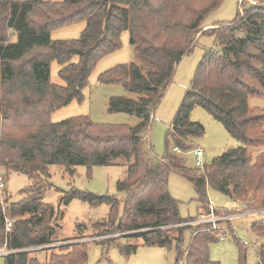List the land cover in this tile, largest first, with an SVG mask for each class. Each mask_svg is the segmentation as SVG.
Segmentation results:
<instances>
[{"label": "trees", "instance_id": "trees-1", "mask_svg": "<svg viewBox=\"0 0 264 264\" xmlns=\"http://www.w3.org/2000/svg\"><path fill=\"white\" fill-rule=\"evenodd\" d=\"M224 1L0 0V166L6 169L7 177L18 173L31 181L22 192L26 195L22 200L9 206L5 194V210L0 203V244L14 251L5 256L6 264L87 263L88 244L83 243L60 248L64 254L53 253L46 263L29 257L28 249L59 240L60 227L51 223L55 208L41 200L45 190L40 180L50 176V166H63L70 174L79 166L89 170L126 167L125 177L116 185L118 192L126 194L122 214L117 197L77 190L62 197L61 205L68 206L74 200L92 207L107 205L108 220L92 226L104 229L100 235L144 231L123 238L142 240L150 247L171 249L175 245V264H220L211 260L209 250L212 243L220 241L219 233L208 231V224L181 226L198 217H181L179 202L169 191V175L175 172L192 183L200 211L207 214L211 213L208 189L246 204V212L264 208V153L254 161L249 150L264 147V109L249 106L250 98H264V0H252L260 5L244 9L243 0L235 20L204 32L216 38L217 47L206 52L197 69L167 135V153L161 160L150 159L143 134L177 66L194 51L197 40L204 36L199 37L204 22ZM83 21L86 28L78 40H52V31ZM124 32H129L141 64L118 65L101 74L99 82L122 85L140 96L136 100L112 98L108 109L137 117L139 124L101 125L88 117L52 123L55 111L84 101L83 91L92 72L104 57L123 47ZM54 61L60 65L58 76L63 85L51 83ZM197 107L241 143L206 164L204 173L187 167L188 158L173 150L190 154L193 140L205 135V127L191 120ZM215 214L222 217L234 212L216 208ZM6 217L16 220L10 232ZM187 230L193 233L183 254ZM251 230L264 237V219L254 222ZM230 233L235 238L234 232ZM235 241L242 246L239 264H246L243 248L247 246L237 238ZM137 248L129 244L122 252L129 256ZM259 257L264 264V245Z\"/></svg>", "mask_w": 264, "mask_h": 264}, {"label": "rangeland", "instance_id": "rangeland-1", "mask_svg": "<svg viewBox=\"0 0 264 264\" xmlns=\"http://www.w3.org/2000/svg\"><path fill=\"white\" fill-rule=\"evenodd\" d=\"M44 1L63 2L64 0ZM242 2L243 0H225L222 6L204 22L199 37L202 34L204 36L198 37L194 51L185 56L177 66L173 81L163 100L153 111L149 128L143 134L146 149L152 161L161 160L166 155L167 135L172 129V124L176 119L186 93L192 86L197 69L206 52L217 47L216 38L207 36L208 33L204 34V32L216 28V25L210 28H207L206 25L232 22L237 17ZM257 5H260V3L246 0L243 9L244 6L250 8ZM262 5L264 6V2ZM241 15H244V10L241 11ZM85 28L86 22H79L52 31L51 38L54 41L78 40ZM122 43L123 47L119 51L104 57L95 67L90 76L89 85L83 91L84 101L81 104L73 102L55 111L51 116L52 123H60L75 117H88L93 123L101 125H128L134 127L139 124L140 120L137 117L130 116L127 113H110L108 109L112 98L126 97L136 100L140 96L127 92L122 85H104L99 82L101 74L118 65L141 64L134 47L130 44L129 32L123 33ZM74 62H78V57L74 58ZM59 70L60 65L54 61L51 65V83L63 85L58 76ZM249 106L251 109H264V98H250ZM191 120L205 127V135L193 140L194 150H203L205 164H210L215 158L241 146V143L234 139L223 125L215 121L204 109L195 108L191 114ZM170 149L172 150V147ZM249 150L252 152L254 161L264 153V147H249ZM178 155L188 158L187 167L195 169L196 157L193 154L182 152ZM75 170V174H70L63 166H50V176H43V179L40 180V186L43 191L45 190L41 200L43 203L53 206L56 211V216L51 223L60 227L59 240L50 246L28 249L31 259L46 263L53 253L64 254L59 251L60 248L75 243H83L88 244L86 264H175L177 257L175 245L171 249L150 247L145 246L142 240H134L131 243L123 238L125 236L139 235L144 231L100 235L104 229L95 230L92 226L98 222L108 220L110 209L107 205L92 207L80 200H74L68 206L61 205L62 197L77 190L100 196L110 195L117 197L122 202L120 209L122 214L123 201L126 198V194L118 192L116 185L119 180L125 177L126 167L103 166L89 170L85 166H79ZM0 172L6 178L8 205L10 206L13 202L22 200L26 196L22 195V192L31 185L28 177L18 173L8 174L7 177V171L3 166H0ZM169 191L172 197L179 202L180 215L183 219L197 218L200 214L208 215L207 212L200 211L194 186L184 176L175 172L171 173L169 175ZM208 197L217 209L232 210L242 205L230 197L210 189H208ZM251 213L253 214L250 215ZM231 216H234L232 220L220 221L218 224L217 233L220 236H227V240L216 241L209 246L211 260L220 264H239L240 248L242 246L240 247L235 241V238H237L248 243L247 247L243 248L246 253V264H260L259 251L264 245V237L254 233L251 230V225L264 219V208ZM231 231L234 232L235 238L230 233ZM192 233L191 230H187L184 233L185 244L181 249L183 254L187 251ZM109 240L116 241L108 243L107 241ZM129 244H136L138 248L136 253L128 256L122 252V247ZM0 264H6L5 257L0 256Z\"/></svg>", "mask_w": 264, "mask_h": 264}, {"label": "built area", "instance_id": "built-area-1", "mask_svg": "<svg viewBox=\"0 0 264 264\" xmlns=\"http://www.w3.org/2000/svg\"><path fill=\"white\" fill-rule=\"evenodd\" d=\"M177 154H181L182 151L179 150L178 148H174L173 149ZM195 157H196V167L195 169H197L200 173H204L205 171V166L206 164L204 163V152L203 150H194L192 153ZM5 194H6V182H5V177L3 176V174L0 172V203L3 205V210L6 209V205H5ZM215 210L216 208L214 207V204L211 202V213L208 215H203L200 214L198 216V219L196 221H192V222H188L185 223L181 226H190V227H196V226H200L203 224H208L211 226V228L208 229V231L210 232H217L218 231V224L220 223V221L225 222L226 220H232L234 216H222L219 217L215 214ZM246 205L242 204L240 207H237L235 209H232V211L234 212L233 215H238L241 213H246ZM253 213H251L250 215H252ZM258 215V214H257ZM230 218V219H228ZM16 222L15 219H12L10 217H6L5 219V223H6V230L7 232H10L13 224ZM196 234L193 235V237ZM227 240V236H222L220 237V241H226ZM246 245H248V243L246 241H243ZM257 246V245H255ZM14 251H11L7 248V245H0V256L5 257V256H9L11 254H13ZM181 264H186V262L181 263Z\"/></svg>", "mask_w": 264, "mask_h": 264}, {"label": "crops", "instance_id": "crops-1", "mask_svg": "<svg viewBox=\"0 0 264 264\" xmlns=\"http://www.w3.org/2000/svg\"><path fill=\"white\" fill-rule=\"evenodd\" d=\"M220 24H222V23H220ZM215 25H217V23H213V24H208V25H206V27L207 28H210V27H212V26H215ZM173 125V124H172ZM235 209V208H234ZM199 216V215H198Z\"/></svg>", "mask_w": 264, "mask_h": 264}]
</instances>
